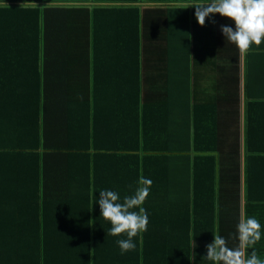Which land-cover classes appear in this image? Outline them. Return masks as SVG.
Here are the masks:
<instances>
[{"label":"trees","instance_id":"16d2710c","mask_svg":"<svg viewBox=\"0 0 264 264\" xmlns=\"http://www.w3.org/2000/svg\"><path fill=\"white\" fill-rule=\"evenodd\" d=\"M194 2L0 0V216L17 206L25 239L18 244L17 263L14 254L6 256L12 246L0 236V264H146L149 253L162 249L173 254L167 260L203 263L206 244L196 222L202 209L192 216L185 209L214 201L240 202V145L232 107L242 105L250 114L263 103L250 88V78L261 71L252 70L249 60L260 56L253 52L264 49V43L242 55L220 30L221 25L234 29V22L216 14L200 26L195 8H185ZM49 3L61 4V9ZM59 9L61 38L60 12L51 13L56 18L49 21L50 11ZM42 14L45 48L48 37L61 39L66 71H61V125L50 105L55 99L43 91ZM216 35L222 43L214 51L209 41L215 44ZM16 41L15 53L7 46ZM80 47L81 54L76 51ZM218 50L226 60V75L237 77V85L243 79V96L233 102L207 97L201 86V60L216 58ZM78 60L85 64L75 67ZM111 64L127 75L123 95L99 94L100 85L105 92L110 82ZM161 69L172 80L165 91L155 81ZM81 80H90L87 92L75 94L74 84ZM16 103L20 112L14 109ZM245 126L241 197L246 216L253 217L250 208L264 202V192L251 190L253 185L260 189L262 179L251 177L253 134L251 124ZM223 153L228 159H221ZM191 161L197 170L192 181L186 169ZM158 164L162 167L153 171ZM141 175L152 181L142 205L148 213L147 231L133 238L135 250L121 254L116 241L126 236L108 235L111 224L101 217L98 203L91 205L90 191L95 188L96 200L101 189L117 191L122 199L135 191ZM1 217L0 231L5 224ZM253 250L262 257L264 244L257 242L247 252Z\"/></svg>","mask_w":264,"mask_h":264},{"label":"crops","instance_id":"0c3cea01","mask_svg":"<svg viewBox=\"0 0 264 264\" xmlns=\"http://www.w3.org/2000/svg\"><path fill=\"white\" fill-rule=\"evenodd\" d=\"M49 6H59L58 8L61 9V4L57 3H49ZM52 10L50 11V20L53 21L56 16L59 17V24L57 26V33L61 38V10ZM56 16L51 15L56 14ZM44 19L42 14V73L43 75V91L46 96L52 97L55 99V101L51 102L50 105L52 106V109L56 111L59 114V117L57 118V122L61 125V71H65V65L61 62V39H58L60 41H53L51 37H48V47L45 48L44 42H43V34H44ZM53 33H55L53 31ZM221 36L216 35V41L215 44L213 42L209 41L211 44V48L215 51V49L219 48L221 45L219 42H221ZM19 42H13V44L9 43L7 48H12V51H14L13 48H15V45ZM222 43V42H221ZM81 47L78 48L76 51L81 54ZM16 53V52H15ZM252 53V52H251ZM253 54H260V56H254V58H251L249 60V67L257 71L260 68V73L255 74L250 78L251 83V90L256 91L260 97L264 98V49L256 50L253 52ZM73 59V58H72ZM74 62V61H73ZM87 63V60H86ZM85 63L81 60H78L75 67H80L84 65ZM211 64H214L211 66ZM226 64L225 57L221 54H219L218 50V56L216 55V58L209 57L206 59L201 60L200 66H204L203 70L205 71L202 74V88L205 90V94L208 96H217L220 98L221 103H224L225 100L232 101L237 95L243 96V79H240V82L238 85L236 84V78L234 76L226 75V71H224V67ZM112 67L110 68V82L108 84H105V92L102 88V85L98 89H100L99 94L100 95H115L120 96L123 95L122 92L124 89V84L127 83V75H124L125 71L121 67L120 69L116 67L118 64H111ZM121 65H123L121 63ZM244 65L243 60L240 62V67ZM214 66L216 70L214 71ZM207 70V71H206ZM228 70V69H227ZM229 71V70H228ZM118 72V73H116ZM230 72V71H229ZM162 69L160 70V73L155 80L156 82H160V90L165 91L166 90V83H169V86L171 85V78L169 77L168 80L163 76ZM233 73L237 75V70H234ZM234 77V78H232ZM5 81H11L3 80ZM92 81V80H91ZM90 80H81L77 85L74 84V91L80 94H86L87 88L89 86ZM93 82V81H92ZM94 84V82H93ZM235 85L237 86L235 88ZM102 91V92H101ZM17 93V91H13V94ZM26 92L23 93V96H26ZM203 98V96H202ZM262 104H259V106H254L249 110L250 114L244 113V107L241 105V107L237 108L236 110L233 109L232 111H235L237 114L235 115L236 123H235V131H237V135L239 137V166H238V173H239V184H238V192L240 195V202L239 204L235 203H229V202H210L201 204L199 206H193L192 204L189 206V208H186L185 210L188 211L189 215L192 216L194 213H196L200 208L202 209V212L198 218H196V222L200 225L199 233L202 237V243H205L206 245L211 243L213 240V236L216 235L217 230H219L220 235H222L225 238H228V243L230 247H235L239 242L236 239L230 238V234L236 233V225L238 224L241 215H247L248 212L245 211L244 207V201L241 195H243V187H244V177H243V167L244 163L242 161V157L244 156L243 151V141L244 136L246 132V123L249 122L251 124V131L253 134V138L251 139V143L249 150H253V152L249 151V154H251V158L253 159L252 167H250L251 177H256L258 179L261 177L262 179V189H257V185H253L252 189H255L256 192H264V152H258L259 149H264V100L262 101ZM19 107V108H18ZM18 108V109H17ZM16 111L20 112V105L16 103V106L14 107ZM16 111H12L11 114H14ZM160 114H163V112L160 110ZM10 118V117H9ZM18 125L21 124V121H15ZM251 122V123H250ZM156 124L158 127H160V124L158 121H156ZM230 141H232V138H230ZM231 150L228 148L227 152L229 153ZM194 155V154H193ZM200 155H214V154H200ZM191 156V155H190ZM215 156V155H214ZM191 158V157H190ZM221 159H228V154L225 153L221 154ZM3 163L5 165L10 164L9 161L4 160ZM160 164V163H159ZM155 165L153 166V171H158L162 165ZM224 165V162H222ZM193 163L189 164V167H187L188 175H192L193 170L197 171L196 168H192ZM217 172L218 167L214 169V174L216 175V180L214 181L212 194L213 198L215 199L218 194V184H217ZM2 173L4 171L2 170ZM227 175H235V173H231L230 171L226 172ZM191 177V181H192ZM226 179V178H224ZM254 181L255 178H252ZM253 181V182H254ZM224 182L226 183V180H223L221 182V185H224ZM228 183V182H227ZM209 196V194H208ZM264 203V202H262ZM257 203V206L251 207L250 210L251 213L254 214L253 216L256 217L260 224H261V239L259 243L264 244V204ZM207 206V207H205ZM3 207H0V209ZM12 208V207H11ZM16 210H10V211H4L5 214H2L5 218V224L1 228V235L4 237L2 240H7L10 243L11 249L7 251L5 254L12 255L14 257V261H17V257L19 256V242L25 241L24 237L21 235L20 232V225L23 222L21 212L17 211V206L15 207ZM184 211V210H183ZM186 214V211H184ZM13 214V217L9 220H6L10 217V215ZM1 217V216H0ZM1 217V218H3ZM23 238H22V237ZM28 241V238H27ZM26 254L30 255V252H26ZM23 255V254H22ZM149 258L146 261V264H181L176 263L175 260H167V257L172 258L173 254L168 251L167 249H162L160 252L153 251L152 253H149ZM260 259L264 260V254ZM202 264H213L211 261L203 259Z\"/></svg>","mask_w":264,"mask_h":264},{"label":"clouds","instance_id":"9594fccd","mask_svg":"<svg viewBox=\"0 0 264 264\" xmlns=\"http://www.w3.org/2000/svg\"><path fill=\"white\" fill-rule=\"evenodd\" d=\"M190 6L195 8V19L200 26H204L206 18L216 14L234 22V29L221 25L220 30L242 55L253 45L259 47L264 43V0H197L185 8ZM137 183L135 191L122 199L117 191L101 189L98 191L99 199L96 200L93 193L97 191L95 188L90 191L91 205L98 203L101 217L111 224L108 235L126 236L125 239L116 241L121 254L135 250L136 243L133 238L147 231L149 223L148 213L142 205L150 194L152 181L141 175ZM230 238L238 240L239 243L230 247L228 238L220 235L217 230L212 242L205 246L207 252L204 258L213 264H264V260L254 250L250 254L247 252L248 248L261 239V224L256 217L241 215L236 225V233L230 234ZM192 246L196 247L194 240ZM194 257L195 253L193 259Z\"/></svg>","mask_w":264,"mask_h":264}]
</instances>
